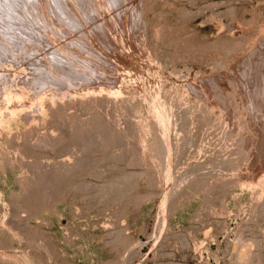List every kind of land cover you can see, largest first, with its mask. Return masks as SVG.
<instances>
[{
    "label": "rangeland",
    "instance_id": "1",
    "mask_svg": "<svg viewBox=\"0 0 264 264\" xmlns=\"http://www.w3.org/2000/svg\"><path fill=\"white\" fill-rule=\"evenodd\" d=\"M0 264H264V0H0Z\"/></svg>",
    "mask_w": 264,
    "mask_h": 264
},
{
    "label": "bare ground",
    "instance_id": "2",
    "mask_svg": "<svg viewBox=\"0 0 264 264\" xmlns=\"http://www.w3.org/2000/svg\"><path fill=\"white\" fill-rule=\"evenodd\" d=\"M227 26H228V25H227ZM17 93H18V92H17ZM229 95H230V94H229ZM231 98H232V96H231ZM196 100H199V99H196ZM233 100H234V99H233ZM101 101H102V100H101ZM131 101H132V100H131ZM131 101H130V102H131ZM200 101H201V100H200ZM227 101H228V100H227ZM236 101H237V100H236ZM49 102H50V100H49ZM126 102H127V101H126ZM134 102H135V100H134ZM195 102H197V101H195ZM198 102H199V101H198ZM235 103H236V102H235ZM195 104H196V103H195ZM198 104H199V103H198ZM50 105H51V104H50ZM90 105H91V104H90ZM105 105H106V104H105ZM128 105H129V107H130V106L132 107V105H134V104H131V103H130V104H128ZM128 105H125V106H128ZM202 106H203V105H202ZM234 106H235V105H234ZM64 107H65V106H64ZM67 107H68V106H67ZM94 107H95V106H94ZM131 107H130V108H131ZM136 107H138V105H137ZM212 107H213V106H212ZM50 108H51V107H50ZM52 108H53V107H52ZM96 108H97V107H96ZM130 108H127V109H126V107H125V110H127V111L130 112V110H131ZM132 108H133V107H132ZM128 109H129V110H128ZM133 109H134V108H133ZM140 109H141V108H140ZM200 109H202V108H200ZM48 110H50V109H48ZM60 110H61V109H60ZM109 110H110V109H109ZM125 110L123 109L121 116L125 114V113L123 114V112H124ZM138 110H139V109H138ZM204 110H206L205 107H204ZM230 110H231V109H230ZM236 110H237V109H236ZM65 111H66V110H65ZM74 111H76V110L74 109ZM96 111H97V110H96ZM105 111H106V110H105ZM161 111H162V110H161ZM182 111H183V110H182ZM238 111H239V110H238ZM54 112H55V111H54ZM63 112H64V111H63ZM85 112H86V111H85ZM85 112H84V114H85ZM87 112H88V111H87ZM93 112H94V111H93ZM101 112H102V111H101ZM101 112H100V113H101ZM184 112H185V111H184ZM202 112H203V111H202ZM66 113H67V112H66ZM70 113H71V112H70ZM82 113H83V111H82ZM91 113H92V112H91ZM107 113H108V112H107ZM119 113H121V111L118 112V115H120ZM137 113H138V112H137ZM187 113H188V112H187ZM203 113H204V112H203ZM238 113H239V112H238ZM51 114H52V112H51ZM80 114H81V113H80ZM103 114H104V113H103ZM141 114H142V113H141ZM141 114H140V118H143V117L141 116ZM205 114H206V113H205ZM205 114H204V115H205ZM54 115H55V113H54ZM60 115H61V114H60ZM60 115H59V116H60ZM97 115H98V117H99V113H98ZM118 115H117V117L114 116V117H116V122H117ZM128 115H129V114H128ZM137 115H138V114H137ZM199 115H200V114H199ZM206 115H207V114H206ZM61 116H62V115H61ZM79 116H80V115H79ZM94 116H95V115H94ZM121 116H120V117H121ZM130 116H131V114H130ZM130 116H129V117H130ZM237 116H238V115H237ZM63 117H64V116H63ZM63 117H62V118H63ZM91 117H92V116H91ZM106 117H107V116H106ZM110 117L113 118V116H110ZM122 117H123V116H122ZM122 117H121V118H122ZM132 117H133V115H132ZM168 117H169V115H168L167 113H165V114L163 115V118H162V119H163V122H165V120H167ZM185 117H186V116H185ZM201 117H202V116H201ZM62 118H61V119H62ZM93 118H94V117H93ZM134 118H135V117H134ZM140 118H139V119H140ZM145 118H146V117H145ZM188 118H189V117H188ZM64 119H65V118H64ZM72 119H73V118H72ZM94 119H95V118H94ZM119 119H120V118H119ZM132 119H133V118H131V120H132ZM189 119H190V118H189ZM203 119H204V118H203ZM208 119H209V117H208ZM69 120H71V119H69ZM113 120H114V119H113ZM187 120H188V119H187ZM195 120H196V119H195ZM35 121H36V120H35ZM63 121H66V120H63ZM97 121H98V120H97ZM182 121H183V120H182ZM219 121H220V120H219ZM226 121H227V120H226ZM73 122H74V121H73ZM105 122H106V121H105ZM109 122H110V123H108V122L104 123L103 127H100V125H99V128H98V129L89 130V132L86 131V134H88V135H87L86 137H82V136H81L82 138H80L81 140H83V139L86 140V141H84V145L87 146V144H90V143L88 142V140H89L88 138H89L90 136H91V137H94V136L102 135L101 137H103V135H104V136H105V135H106V136H110V135L115 134V131L117 130V129L114 127V124H115V123H113V121H112L111 119H110ZM129 122H130V121H129ZM135 122H136V121H135ZM138 122H140V121L138 120ZM216 122H217V121H216ZM71 123H72V122H71ZM101 123H102V122H101ZM126 123H127V121H126ZM130 123H131V122H130ZM206 123H208V122H206ZM209 123H210V122H209ZM43 124H44V123H43ZM99 124H100V123H99ZM135 124L137 125L138 123H135ZM188 124H189V123H188ZM210 124H211V123H210ZM132 125H133V124H132ZM136 125H135V126H136ZM126 126H127V124H126ZM180 126H181V125H180ZM185 126H186V125H185ZM185 126H184V127H185ZM188 126H189V125H188ZM188 126H186V127H188ZM205 126H206V125H205ZM71 127H72V126H71ZM132 127H133V126H132ZM72 128H73V127H72ZM147 128H148V127H147ZM149 128L151 129V127H149ZM205 128H206V127H205ZM133 129H134V128H133ZM143 129H144V128H143ZM206 129H207V128H206ZM78 130H79V129H78ZM209 130H210V129H209ZM209 130H208V131H209ZM233 130H234V129H233ZM206 131H207V130H206ZM215 131H217V130H215ZM231 131H232V130H231ZM82 132H83V131H82ZM82 132H81V134H82ZM142 132H143V131H142ZM146 132H147V131H146ZM202 132H203V131H202ZM72 133H73V132H72ZM194 133H195V132H194ZM197 133H198V132H197ZM227 133H228V132H227ZM24 134H25V133H24ZM81 134H79V135H81ZM141 134H142V133H141ZM147 134H148V133H147ZM229 134H230V133H229ZM229 134H228V135H229ZM232 134H233V133H232ZM1 135H2V134H1ZM13 135H14V134H13ZM54 135H55V134H54ZM84 135H85V134H84ZM84 135H83V136H84ZM139 135H140V133H139ZM217 135H219V134H217ZM224 135L226 136V134H224ZM73 136H74V135H73ZM185 136H186V135H185ZM197 136H198V135H197ZM197 136H196V137H197ZM221 136H222V135H221ZM4 137H5V136H4ZM16 137H17V136H16ZM24 137H26V136H24ZM38 137H39V136H38ZM49 137H50V136H49ZM78 137H79V136H78ZM136 137L138 138V135H137ZM139 137H140V136H139ZM161 137H162V135H161ZM211 137H212V136H211ZM214 137H215V136H214ZM227 137H228V136H227ZM45 138H46V137H45ZM18 139H19V138H18ZM74 139H75V138H74ZM135 139H136V138H135ZM135 139H134V141H135ZM143 139H145V137H144ZM156 139H157V138H156ZM186 139H187V138H186ZM205 139H206V138H205ZM205 139H203V140L205 141ZM209 139H210V138H209ZM78 140H79V138H78ZM81 140H80V141H81ZM99 140H100V138H99ZM136 140H138V139H136ZM192 140H193V139H192ZM194 140H195V139H194ZM199 140H200V139H199ZM223 140H224V138H223ZM223 140H222V141H223ZM38 141H39V140H38ZM157 141H158V140H157ZM201 141H202V140H201ZM201 141H200V142H201ZM212 141H213V140H212ZM216 141H217V140H216ZM56 142H57V141H56ZM82 142H83V141H82ZM87 142H88V143H87ZM130 142H131V139H130ZM140 142H141V141H140ZM26 143H27V142H26ZM131 143H132V142H131ZM133 143H135V142H133ZM138 143H139V142H138ZM138 143H137V144H138ZM198 143H199V142H198ZM198 143H197V144H198ZM206 143H207V142H206ZM220 143H221V142H220ZM34 144H35V143H34ZM140 144H142V143H139V146H141ZM185 144H186V142H185ZM197 144H196V145H197ZM208 144H209V143H208ZM131 145H132V144H131ZM201 145H202V144H201ZM224 145H225V144H224ZM134 146H135V145H134ZM158 146H159V147H158V151H159V153H160L161 155H164V154L166 153V151H167V147H168L167 142H165V141L163 142V140L161 139V143H160V145H158ZM191 146H192V145H191ZM191 146H190V147H191ZM197 146H198V145H197ZM211 146H212V145H211ZM51 147H53V146H51ZM91 147H92V146H91ZM179 147H180V146H179ZM185 147H186V145H185ZM215 147H216V146H215ZM221 147H222V146H221ZM88 148H89V147H88ZM88 148H87V150H89ZM123 148H124V147H123ZM192 148H194V147H192ZM196 148H197V147H196ZM137 149H138V148L136 147L134 150L136 151ZM197 149H198V148H197ZM211 149H212V148H211ZM84 150H85V149H84ZM87 150H86V151H87ZM156 150H157V149H156ZM184 150H186V149H184ZM192 150H193V149H192ZM240 150H241V149H240ZM124 151H126V148H125ZM186 151H187V150H186ZM212 151H213V150H212ZM82 152H83V151H82ZM194 152H195V151H194ZM205 152H206V151H205ZM205 152H204V153H205ZM85 153H87V152H84V154H85ZM132 153H133V152H132ZM150 153H151V152H150ZM220 153H221V152H220ZM220 153H219V154H220ZM234 153H235V152H234ZM242 153H243V152H242ZM244 153H245V152H244ZM81 154H82V153H81ZM134 154H135V153H134ZM134 154H133V155H134ZM136 154H137V153H136ZM190 154H191V153H190ZM193 154H194V153H193ZM82 155H83V154H82ZM77 156L80 157V155H78V154H77ZM154 156L156 157V154H155ZM157 156H158V155H157ZM177 156H178V155H176V157H177ZM180 156H181V155H180ZM190 156H191V155H190ZM206 156H207V155H206ZM210 156H211V155H210ZM243 156L245 157V154H244ZM78 157H76V158H78ZM81 157H82V156H81ZM181 157H182V156H181ZM185 157H186V156H185ZM207 157H208V156H207ZM238 157H239V156H238ZM67 158H68V157H67ZM76 158H75V159H76ZM163 158H164V157H163ZM183 158H184V157H183ZM188 158H189V157H188ZM205 158H206V157H205ZM220 158H221V157H220ZM245 158H246V157H245ZM245 158H244V159H245ZM75 159H74V160H75ZM114 159H115V157H114ZM218 159H219V158H218ZM64 160H65V159H64ZM78 160H79V159H78ZM180 160H181V159H180ZM200 160H201V159H200ZM203 160H204V159H203ZM216 160H217V159H216ZM238 160H240V159H238ZM66 161H67V160H66ZM133 161H134V160H133ZM242 161H244V160H242ZM59 162H60V160H59ZM71 162H72V161H71ZM79 162H80V161H79ZM57 163H58V162H57ZM65 163H66V162H65ZM75 163H76V162H75ZM164 163H165V161H164ZM210 163H211V161H210ZM67 164H68V163H67ZM72 164H73V163H72ZM76 164H77V163H76ZM166 164H167V162H166ZM192 164H193V163H192ZM192 164H191V165H192ZM206 164H207V163H206ZM37 165H38V164H37ZM62 165H65V164H62ZM79 165H80V164H79ZM141 165H142V164H141ZM167 165H168V164H167ZM198 165H199V163H198ZM203 165H205V163H204ZM212 165H213V164H212ZM67 166H68V165H67ZM80 166H81V165H80ZM188 166H189V164H188ZM234 166H235V165H234ZM63 167H64V166H63ZM219 167H220V166H219ZM72 168H73V167H72ZM74 168H75V165H74ZM74 168H73V169H74ZM82 168H83V167H82ZM63 169H64V168H63ZM73 169L70 168V170H73ZM164 169H165V168H164ZM214 169H215V168H214ZM45 170H46V169H45ZM53 170H54V169H53ZM58 170H59V169H58ZM66 170H67V169H66ZM216 170H217V169H216ZM51 171H52V170H51ZM56 171H57V169H56ZM61 171H62V170H61ZM80 171H81V170H80ZM43 172H44V169H43L42 173H43ZM46 172H47V171H46ZM64 172H65V171H64ZM69 172H70V171H68L66 175H68ZM82 172H83V171H82ZM218 172H219V171H218ZM56 173H57V172H56ZM70 173H71V172H70ZM155 173H156V172H155ZM48 174H49V173H48ZM54 174H55V173H54ZM218 174H219V173H218ZM220 174H221V173H220ZM71 175H72V174H71ZM82 175H83V174H82ZM42 176L44 177V175H42ZM164 176H165V175H164ZM171 176H172V175H171ZM43 177H42V178H43ZM47 177H48V175H47ZM47 177H46V178H47ZM70 177H71V176H70ZM156 177H157V176H156ZM212 177H213V176H212ZM54 178H55V177H54ZM202 178H203V177H202ZM214 178H215V177H214ZM39 179H40V178H39ZM39 179H38V180H39ZM43 179H45V178H43ZM47 179H48V178H47ZM150 179H151V178H150ZM183 179H184V178H183ZM200 179H201V178H200ZM207 179H208V177H207ZM43 181L45 182V180H43ZM43 181H42V182H43ZM54 181H56V179H54ZM72 181H73V180H72ZM191 181H192V180H191ZM197 181H198V180H197ZM209 181H210V180H209ZM38 182H39V181H38ZM42 182H40L41 185H43ZM188 182H189V181H188ZM188 182H187V183H188ZM207 182H208V180H207ZM48 183H49V182H48ZM48 183H45V184H48ZM56 183H57V182H56ZM56 183H55V184H56ZM58 183H59V182H58ZM78 183H80V182H78ZM109 183H110V182H109ZM195 183H196V182H195ZM195 183H194V184H195ZM204 183H206V182H204ZM50 184H51V183H50ZM52 184H53V183H52ZM66 184H67V183H66ZM82 184H83V183H82ZM172 184H173V183H172ZM174 184H175V185H174L173 188H177V187H178V183L175 182ZM53 185H54V184H53ZM57 185H58V184H57ZM187 185H188V184H187ZM187 185H186V186H187ZM191 185L193 186V184H191ZM43 186H44V185H43ZM49 186H50V185H49ZM65 186H66V185H65ZM172 186H173V185H172ZM188 186H189V185H188ZM195 186H196V185H195ZM201 186H202V185H201ZM58 187H59V186H58ZM198 187H199V186H198ZM204 187H205V186H204ZM44 188H45V187H44ZM54 188H55V187H54ZM46 189H47V188H46ZM190 189H191V187H190ZM48 190H49V189H48ZM171 190H172V189H171ZM188 190H189V189H188ZM192 191H193V190H192ZM192 191H191V192H192ZM195 191H196V190H195ZM195 191H193V192H195ZM46 192H47V191H46ZM62 192H63V191H62ZM179 193L182 194V193H183L182 190H181V192H179ZM186 193H187V192H186ZM186 193H185V194H186ZM62 194H63V193H62ZM183 194H184V193H183ZM57 195H59V193H58ZM178 195H179V194H178ZM186 196H187V195H186ZM154 197H155V196H154ZM256 198H257V197H256ZM175 199H177V198L175 197ZM174 203H176V201H175ZM171 204H172V203H171ZM172 205H173V204H172ZM172 209H173V208H172ZM215 212H216V211H215ZM17 235H18V234H17ZM13 253H14V252H13ZM8 260H9V259H8ZM33 260H34V259H33Z\"/></svg>",
    "mask_w": 264,
    "mask_h": 264
}]
</instances>
